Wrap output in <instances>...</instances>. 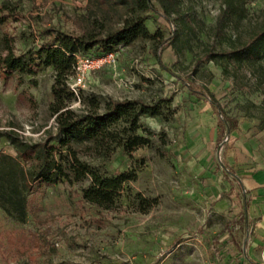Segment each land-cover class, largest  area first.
I'll use <instances>...</instances> for the list:
<instances>
[{"label":"rangeland","instance_id":"rangeland-1","mask_svg":"<svg viewBox=\"0 0 264 264\" xmlns=\"http://www.w3.org/2000/svg\"><path fill=\"white\" fill-rule=\"evenodd\" d=\"M225 2L176 0L179 14L169 16L161 15L153 3L157 13H148L145 26L166 41L157 55L148 41L121 47L114 68L94 69L75 87L77 96L73 93L69 109L76 113L87 110L89 98L101 105L130 100L159 106L161 116L140 120L153 133L151 144L130 155L117 149L107 156L87 144L58 145L62 137L49 110L54 82L50 69L39 67L34 77L24 75L20 86L17 76L0 78V156L5 167L1 169L12 163L20 185L30 181L33 170L17 157L11 138L26 145L55 146L62 154L60 159L54 153L56 163L67 175L52 187L39 181L23 192L27 207L21 220L0 208V264H205L209 259L217 263L212 240L232 221L238 202L225 161L231 140L223 137L212 156V173L223 195L219 199L228 205L216 216L211 207L217 200L205 194L204 181L188 170L184 156L190 97L186 83L211 95L215 106L236 121L235 127L247 122L264 130V60L239 64L210 56L235 49L264 28V0H235L238 20L218 31L216 22ZM0 14L7 18L0 26V55L7 44L16 55L39 50L51 39L45 33L49 29L91 35L96 41L119 27L114 12L104 18L99 14L95 0H0ZM169 98L171 103L162 102ZM214 121L219 126L220 117ZM80 164L107 176L135 173L136 180L124 188L113 209L101 210L81 200L90 180L74 176ZM137 195L147 204H140ZM232 235L240 250L244 234L236 227ZM253 256L264 264V242Z\"/></svg>","mask_w":264,"mask_h":264},{"label":"trees","instance_id":"trees-1","mask_svg":"<svg viewBox=\"0 0 264 264\" xmlns=\"http://www.w3.org/2000/svg\"><path fill=\"white\" fill-rule=\"evenodd\" d=\"M99 14L104 18L106 13L114 12L119 27L109 31L95 41L91 35L70 36L53 29L45 33L51 37L50 41L33 53L16 55L10 44H7L6 53L0 55V78L10 80L17 76V85L20 86L24 75L34 77L36 69L43 67L54 73V82L51 88L52 102L49 105L51 115L57 126L58 134L62 137L58 145L69 148L71 144H87L95 150H103L110 156L117 149L126 155L133 151L148 147L151 144L153 133L150 129L141 126L143 117L157 118L161 116L158 105H147L140 101L109 100L101 105L96 98L87 99V110L80 113L69 109L74 95L68 86L69 78L74 75L78 56H90L92 49L99 51L95 56L116 53L119 48L130 46L137 41H148L152 45L153 54L157 55L161 47L166 44L158 32L150 33L145 26L149 12L157 13L153 3L161 9V15L179 14L176 0H95ZM240 10L235 0H226L224 8L216 22V29L222 31L226 26L238 20ZM181 19L186 20L185 16ZM7 18L0 14V26ZM11 41V40H10ZM12 42V41H11ZM226 57L236 63H255L264 60V28L255 32L244 43H238L233 50L223 54L210 55ZM188 94L198 100L209 101L215 108L211 95L203 93L193 84L186 83ZM84 101V100H83ZM167 104L171 99L164 100ZM220 117L219 126H227L230 132L236 121L227 117L217 108ZM141 132L139 135L138 132ZM17 157L29 164L32 168L29 182L22 186L16 177L12 163L4 171L1 168L0 156V208L13 213L18 219H23L26 213L27 201L23 192H29L32 184L42 182L48 187L56 184L60 178H65L64 169L56 163L54 153L62 158L55 146L45 144L26 145L17 143L10 138ZM75 169L76 178L88 177L90 185L82 190L81 200L101 210L110 211L115 207L124 188L136 180L135 173H122L107 176L98 170L79 165ZM140 204H147V200L137 195ZM149 207V205H147ZM142 209L141 212L147 210ZM228 232V227L224 229ZM219 251L215 253L218 260ZM218 262V261H217ZM230 264V263H227Z\"/></svg>","mask_w":264,"mask_h":264},{"label":"crops","instance_id":"crops-1","mask_svg":"<svg viewBox=\"0 0 264 264\" xmlns=\"http://www.w3.org/2000/svg\"><path fill=\"white\" fill-rule=\"evenodd\" d=\"M187 100L189 116L182 139L184 156L189 164L188 170L204 181L205 194L209 199L217 200L211 207L216 216L224 214L228 205L224 198L219 199L223 195L219 180L212 173V156L223 137L231 140L225 161L231 170L230 179L236 186L234 192L238 195V202L232 210V221L225 223L212 240L216 252L219 251L215 264H261L253 256V251L264 242V130L259 131L250 123L239 122L232 131L227 130L222 136L221 132L227 127L217 126L214 121L216 116L219 117L217 109L206 100L191 96ZM225 227H228V232ZM236 227L244 234L245 243L240 250H237L232 235Z\"/></svg>","mask_w":264,"mask_h":264},{"label":"built area","instance_id":"built-area-1","mask_svg":"<svg viewBox=\"0 0 264 264\" xmlns=\"http://www.w3.org/2000/svg\"><path fill=\"white\" fill-rule=\"evenodd\" d=\"M116 53H108L105 55L98 56H85L77 60L76 68H75V77H73L74 85L70 87L72 93L77 96V92L75 87L82 84L86 74L94 69H99L101 67L114 68L115 67V59ZM205 264H215L210 259L205 262Z\"/></svg>","mask_w":264,"mask_h":264}]
</instances>
